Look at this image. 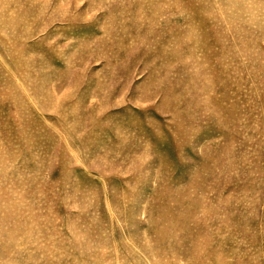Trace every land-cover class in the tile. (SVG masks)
<instances>
[{"label": "rangeland", "instance_id": "obj_1", "mask_svg": "<svg viewBox=\"0 0 264 264\" xmlns=\"http://www.w3.org/2000/svg\"><path fill=\"white\" fill-rule=\"evenodd\" d=\"M0 264H264V0H0Z\"/></svg>", "mask_w": 264, "mask_h": 264}]
</instances>
